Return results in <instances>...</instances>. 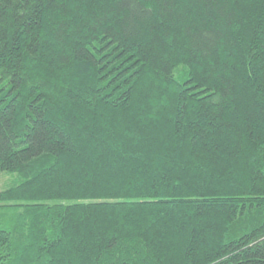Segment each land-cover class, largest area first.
Masks as SVG:
<instances>
[{"label":"trees","instance_id":"trees-1","mask_svg":"<svg viewBox=\"0 0 264 264\" xmlns=\"http://www.w3.org/2000/svg\"><path fill=\"white\" fill-rule=\"evenodd\" d=\"M3 173L0 264H264V0H0Z\"/></svg>","mask_w":264,"mask_h":264},{"label":"rangeland","instance_id":"rangeland-1","mask_svg":"<svg viewBox=\"0 0 264 264\" xmlns=\"http://www.w3.org/2000/svg\"><path fill=\"white\" fill-rule=\"evenodd\" d=\"M180 78H185V74L183 71H180L179 73ZM18 181V176L14 174H9V173H3L0 174V192L4 191L6 189H9L10 187L17 185ZM15 207H20V205H17ZM6 207V205H0V222L2 224H9V227L13 225L15 222L16 216L21 214L23 212L21 209L15 211L14 209H10ZM12 210V211H11Z\"/></svg>","mask_w":264,"mask_h":264}]
</instances>
